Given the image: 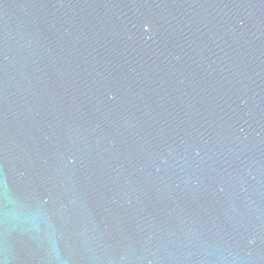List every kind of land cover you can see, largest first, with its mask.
Wrapping results in <instances>:
<instances>
[{
	"label": "water",
	"instance_id": "1",
	"mask_svg": "<svg viewBox=\"0 0 264 264\" xmlns=\"http://www.w3.org/2000/svg\"><path fill=\"white\" fill-rule=\"evenodd\" d=\"M0 178L3 264H264V0H0Z\"/></svg>",
	"mask_w": 264,
	"mask_h": 264
},
{
	"label": "snow or ice",
	"instance_id": "2",
	"mask_svg": "<svg viewBox=\"0 0 264 264\" xmlns=\"http://www.w3.org/2000/svg\"><path fill=\"white\" fill-rule=\"evenodd\" d=\"M8 191H9V188H8L7 182L4 179L0 178V194L6 197L8 194ZM42 204H46V202H42ZM0 264H3L2 260H0Z\"/></svg>",
	"mask_w": 264,
	"mask_h": 264
}]
</instances>
